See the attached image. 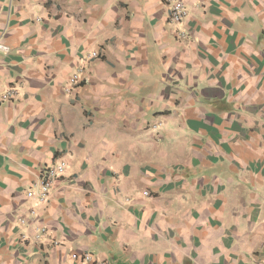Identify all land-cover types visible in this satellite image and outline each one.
Masks as SVG:
<instances>
[{
    "label": "crops",
    "instance_id": "obj_1",
    "mask_svg": "<svg viewBox=\"0 0 264 264\" xmlns=\"http://www.w3.org/2000/svg\"><path fill=\"white\" fill-rule=\"evenodd\" d=\"M183 2L0 0V264H264V0Z\"/></svg>",
    "mask_w": 264,
    "mask_h": 264
},
{
    "label": "built area",
    "instance_id": "obj_2",
    "mask_svg": "<svg viewBox=\"0 0 264 264\" xmlns=\"http://www.w3.org/2000/svg\"><path fill=\"white\" fill-rule=\"evenodd\" d=\"M163 6L167 11V17L170 23L180 24L187 17V8L183 0H162ZM184 33H180V37H184ZM9 48L0 40V53L8 54ZM99 54L96 51L89 52L87 56L82 59L80 67L75 71V73L69 78L68 88H72L79 84L81 77L84 72L85 65L92 59H97ZM11 91L8 90L4 95L1 96V100H9L12 95ZM66 170V164L63 161H59L54 166L48 168L46 172L38 179V181L33 185V187L27 191L26 196L30 199H35L38 202L47 201L52 186L55 182L60 179ZM23 224L24 221L20 220ZM82 262H91V256L86 253L80 257ZM94 264H105L102 261H94Z\"/></svg>",
    "mask_w": 264,
    "mask_h": 264
}]
</instances>
